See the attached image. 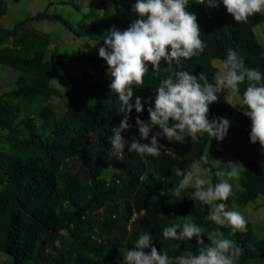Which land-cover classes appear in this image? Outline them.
I'll list each match as a JSON object with an SVG mask.
<instances>
[{"label": "trees", "instance_id": "16d2710c", "mask_svg": "<svg viewBox=\"0 0 264 264\" xmlns=\"http://www.w3.org/2000/svg\"><path fill=\"white\" fill-rule=\"evenodd\" d=\"M104 1L109 7L97 16V7ZM135 3L136 0H99L94 10H88L76 23L44 10L17 21L11 28H0V65L18 73L14 88L0 95V145L3 146L0 149V264H125L119 250L128 248L145 233L153 237V246L170 257L197 254L199 245L195 237L190 241L165 239L163 229L190 214L193 222L205 229L203 235L208 242V234L218 227L206 219L211 211L209 205L193 195L190 197L186 190L176 195L181 177L175 171L187 170L208 151V166L212 168L208 178L215 184L219 182L214 175L218 169L212 160L237 162L238 157L230 159L228 153L234 150L236 138L249 140L251 120L243 115L246 107L240 97L250 82L245 80L239 85L240 102L236 106L226 99L228 90L209 105V121L224 114L240 129L229 130L222 141L209 138L207 133L199 134L195 142L186 137L183 144L160 137L159 143L164 147L159 157L124 149L123 160L127 161L120 167L119 178L113 177L111 185L104 189L99 186L98 178L107 165L106 157L112 152L109 137L123 119L118 97L109 88L112 78L107 63L91 53L50 49L52 37L30 28L33 22L58 23L75 38L97 41L101 33L106 36L110 29H127L138 18L132 11ZM73 7L76 11L80 8ZM186 11L197 17L201 39L206 45L204 52L183 60L179 67L161 60L158 72L148 65L143 88H134V96L143 98L144 111L137 114L133 109L128 119L132 127L121 133L129 144L139 139L135 117L139 115L141 120L148 121L147 108L154 102V90L174 72L183 70L193 75L203 72L210 83H215L218 69L213 62L223 64L227 49L231 48L247 68L264 74V45L257 41L253 30L264 25V14L249 17L247 23H237L227 13L222 0H218L216 7L189 0ZM6 12V3L0 0V19ZM55 96L59 100L52 104ZM156 131L158 127L153 129V134ZM89 134L95 136L93 149L99 154L87 166L88 150L82 140ZM252 144L253 149L239 162L244 167L241 179L229 181L233 188L238 185L239 190L223 201L227 210L245 207L264 197V148L259 142ZM62 153L82 160L83 175L72 172L63 162L64 157H60ZM145 175L147 178L142 180ZM127 189L132 199L122 203L119 193ZM103 190L98 197V192ZM132 209L137 213L143 210L144 214L136 219L126 244L122 245L120 241L127 236L126 225ZM246 227L245 232L237 231L234 235H229L230 228L220 230L243 249L237 264H264V237L256 240L248 223ZM90 232L97 233L103 241L90 247L85 239V234Z\"/></svg>", "mask_w": 264, "mask_h": 264}, {"label": "clouds", "instance_id": "9594fccd", "mask_svg": "<svg viewBox=\"0 0 264 264\" xmlns=\"http://www.w3.org/2000/svg\"><path fill=\"white\" fill-rule=\"evenodd\" d=\"M196 2L207 7H216L218 0ZM188 3L189 0H136L132 11L138 18L126 30L110 29L106 36L104 33L105 38L103 36L95 41H101V47H96L95 52L91 54L106 61L112 78L109 88L118 97L119 113H123L119 126L112 129V135L109 137L112 152L106 157L107 165L102 168L98 178L99 186H103L104 189L111 185L113 177L119 178L120 167L123 168L122 165L127 161L123 160L124 149L129 153L135 151L142 156L159 157L164 147L159 143L160 137L166 138L169 142L183 144L186 137L195 142L200 138L199 134L207 133L209 138L222 141L227 135L229 121L223 117L209 121L207 118L209 105L217 102L219 94L225 90L238 95L239 85L245 80L250 83L240 100L246 107L243 115L251 120L249 140L251 143L259 142L264 148V74L247 68L240 55L231 48L227 49V57L222 64L223 73L215 78V83H210L203 72L193 75L183 70L161 80L154 90V102L147 108L148 121L141 120L139 115L135 117L139 139H133L130 144L123 139L121 133L132 127L128 123L129 114L133 109L137 114L144 111L143 98L134 96V88H143L144 77L149 72L148 65H151L154 72H158L161 60L168 65L175 64L179 67L183 60L197 57L204 52L206 45L201 39L197 17L186 11ZM222 3L227 13L231 14L237 23H247L249 17L258 13L264 14V0H222ZM97 52L98 55H95ZM157 127L159 131L153 134V129ZM127 136L128 134L126 138ZM82 141L88 150L86 155L88 166L99 151L93 149L95 143L93 134H89ZM65 154H60V157H64L63 162L67 163L76 175H83L82 160L76 155L64 156ZM209 162L210 156L207 151L187 170L175 171V175L181 177L175 188L177 196L186 190L190 197L193 195L204 205L211 206L206 219L218 227L208 234V242H205L203 235L205 229L194 223L189 214L182 217L181 222L165 227L163 237L174 241H190L195 237L196 244L199 245L197 254L186 253L170 257L167 252L162 253L153 246L151 244L153 237L145 233L128 248L123 247L119 250L118 246L115 247L122 252L125 264H237L243 249L234 239L225 237L220 229L230 228L229 235L247 230L244 216L239 211L227 210V205L223 203L233 191L229 181L241 179V169L244 167L239 162L229 161L225 164L226 169H220V164L224 163L219 161L218 170L214 173L219 182L212 184L208 178L212 173V168L208 166ZM116 166L118 167L114 170ZM146 178V175L141 177L142 180ZM140 180L139 184L142 183ZM118 182L119 179H116V183ZM104 192V190L98 192V197ZM119 197L122 203L132 199L129 189L119 193ZM217 201L221 202L216 203ZM143 214V210L137 213L132 209L126 225L127 236L120 241L122 245L126 244L136 219ZM68 226L72 227L71 224ZM95 232L85 234L90 247L103 241ZM58 246L57 243L56 247Z\"/></svg>", "mask_w": 264, "mask_h": 264}, {"label": "rangeland", "instance_id": "374dc122", "mask_svg": "<svg viewBox=\"0 0 264 264\" xmlns=\"http://www.w3.org/2000/svg\"><path fill=\"white\" fill-rule=\"evenodd\" d=\"M7 7L6 14L0 19V28H11L17 21L24 19L25 17H32L35 14L47 11L50 15H59L64 19L68 20L71 23L78 22L81 19L82 15L88 10H94L95 5L99 0H19L18 2H13L12 0H4ZM63 2V3H62ZM73 5L80 6L79 10L76 11ZM109 7L108 3L104 1V4H99L97 7L96 15L101 16L105 9ZM29 27V24L25 25ZM30 28L33 30H40L41 33L49 35L52 37L50 49L58 48L59 51L71 50L75 52H84V53H94L95 48L101 47V41L95 42L93 40H88L85 38H75L68 30L64 29L58 23H51L47 21L33 22L30 24ZM28 29V28H26ZM256 39L259 43L264 45V25H258L253 28ZM104 36V33L100 34V38ZM87 50V51H85ZM98 55V52L95 53ZM213 65L218 69L216 77L223 73L222 63L219 61H214ZM86 71L92 73L94 72L91 69L86 68ZM78 74V71L76 75ZM18 73L14 70L0 65V95L8 92L14 88V81L16 80ZM226 99L233 105L236 106L239 104L240 100L238 95H234L230 90L225 91ZM58 97H53L51 103H57ZM221 117L226 118L229 121V130L236 131L240 126L231 120L227 115L222 114ZM215 141H217L215 139ZM209 145L208 149L210 148ZM253 144L250 140L245 138H236L234 150L231 153H228L229 156L238 157L237 162L241 161V158L244 159L247 153L251 151ZM0 149H3V146L0 145ZM217 150V147L214 148V151ZM236 161V160H230ZM222 169H226V162L220 161ZM219 161L212 160V164L217 166ZM239 190V186L236 185V188H233L232 194H235ZM264 197H258L255 202H251L245 207H236L235 211H239L247 223L250 225V230L256 240H261L264 237ZM211 208V206H210Z\"/></svg>", "mask_w": 264, "mask_h": 264}, {"label": "crops", "instance_id": "0c3cea01", "mask_svg": "<svg viewBox=\"0 0 264 264\" xmlns=\"http://www.w3.org/2000/svg\"><path fill=\"white\" fill-rule=\"evenodd\" d=\"M90 183V182H89Z\"/></svg>", "mask_w": 264, "mask_h": 264}]
</instances>
